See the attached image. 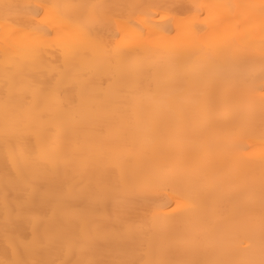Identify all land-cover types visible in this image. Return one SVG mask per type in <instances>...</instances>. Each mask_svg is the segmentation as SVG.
<instances>
[{"label": "bare ground", "instance_id": "6f19581e", "mask_svg": "<svg viewBox=\"0 0 264 264\" xmlns=\"http://www.w3.org/2000/svg\"><path fill=\"white\" fill-rule=\"evenodd\" d=\"M260 2L0 0V261L264 264Z\"/></svg>", "mask_w": 264, "mask_h": 264}, {"label": "snow or ice", "instance_id": "6c2138e0", "mask_svg": "<svg viewBox=\"0 0 264 264\" xmlns=\"http://www.w3.org/2000/svg\"><path fill=\"white\" fill-rule=\"evenodd\" d=\"M0 7H2L5 10V19H7L8 10L16 6L5 3L0 5ZM201 7H208L210 10V15H215L216 9H223L226 14H231V11L233 9H238L241 11V14L244 15L247 21H253L258 15L259 24L253 25V27H258L259 31L262 34H264V0H261V2L258 5L257 4H226V5L201 6ZM0 264H8V262L0 261ZM11 264H23V262L13 261L11 262Z\"/></svg>", "mask_w": 264, "mask_h": 264}]
</instances>
